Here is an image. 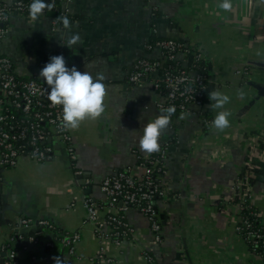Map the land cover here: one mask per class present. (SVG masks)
I'll return each instance as SVG.
<instances>
[{
    "label": "crops",
    "instance_id": "crops-1",
    "mask_svg": "<svg viewBox=\"0 0 264 264\" xmlns=\"http://www.w3.org/2000/svg\"><path fill=\"white\" fill-rule=\"evenodd\" d=\"M221 2L72 0V31L79 32L81 41L71 49L65 45L71 33L62 36L66 30L54 28L51 15L36 21L20 13L10 16L0 53L14 61L19 75L41 78L40 71L59 54L67 65L94 78L102 73L108 95L101 117L70 129L78 154L75 165L56 139L50 141L51 157L43 162L21 157L16 166L6 167L0 157V258L11 237L22 261L28 258L30 248L21 245L27 237L14 232L15 224L32 228L46 220L65 233H79L80 239L70 253L68 246L52 241L53 230L39 223L36 234L41 231L42 240L53 245L47 255L51 260L36 246L32 262L37 264H55L57 256L64 264H150L145 252L158 264H264L237 231L232 191L247 166L264 169V0H231V11L219 8ZM155 36L184 42L203 54L209 82L203 112L213 121L219 110L211 108L209 93L218 89L228 94L230 127L218 132L204 125L200 111L171 117L159 141L171 142L164 180L169 194L158 202L162 241L154 239L149 218L130 208L133 234L117 245L88 220L86 199L96 200L103 220L114 211L101 207L107 201L103 179L126 167L140 172L137 155L145 152L139 139L161 112L160 95L148 82L130 84L128 76L138 58L160 56L145 48ZM237 90L244 91L243 98ZM252 175L251 200L264 226V174ZM24 219L32 223L25 225Z\"/></svg>",
    "mask_w": 264,
    "mask_h": 264
},
{
    "label": "built area",
    "instance_id": "built-area-1",
    "mask_svg": "<svg viewBox=\"0 0 264 264\" xmlns=\"http://www.w3.org/2000/svg\"><path fill=\"white\" fill-rule=\"evenodd\" d=\"M31 2L32 0H14L7 3L0 0V38L7 34L6 22L13 13L29 15L28 7ZM46 2L50 3L52 0ZM54 2L56 12L68 15L71 22L69 6L68 9L65 8L67 0ZM52 24L54 28L62 27V24L56 23L54 17ZM145 48L149 52L159 51L160 56L138 58L128 76L130 84L148 82L160 95L157 101L160 109L174 105L177 113L203 112L209 87L207 74L202 71L205 62L203 54L184 42L157 36L148 41ZM66 66L72 67L67 64ZM77 70L81 71L80 68ZM47 97L48 86L42 78L19 75L14 61L0 53V157L3 166H16L21 157L40 162L48 160L53 153L50 139H56L63 145L72 165H75L78 159L77 148L70 129L61 127L62 106H53ZM211 122L209 117L203 116L204 125L211 126ZM170 145L171 142L167 141L158 152L138 154L140 172L137 174L133 167H126L103 179L101 189L107 196V201L101 207L114 210L105 219L98 218L99 206L96 200L91 197L86 199L88 220L97 223L100 236L110 238L117 245L123 244L133 234L127 212L130 208H136L149 218L154 239L162 241L161 219L156 200L169 194L164 180ZM74 169L80 173L78 168ZM232 191L233 197L237 195L249 210L254 207L251 200L252 190L243 189L239 180L233 184ZM251 213L257 214L252 209ZM238 216L237 231L246 239L248 245L256 244L260 240L264 242V235L256 230L248 216L243 213ZM23 223L30 225L32 222L24 219ZM39 223L43 226L50 224L46 220ZM13 238L2 247V251L7 254L0 264H22L19 249L12 244ZM79 239V233H70L61 237V242L73 253ZM29 243L34 250L39 243L38 235L31 236ZM52 245V242L48 243V246ZM254 253L264 259L261 253ZM145 255L150 264H158L150 253L145 252Z\"/></svg>",
    "mask_w": 264,
    "mask_h": 264
},
{
    "label": "clouds",
    "instance_id": "clouds-1",
    "mask_svg": "<svg viewBox=\"0 0 264 264\" xmlns=\"http://www.w3.org/2000/svg\"><path fill=\"white\" fill-rule=\"evenodd\" d=\"M72 3L67 0L65 8ZM224 11H231L233 5L231 0H222L218 5ZM55 7V2H46V0H32L28 7L29 17L31 20H38L45 12L51 11ZM56 23L62 24L66 32L61 35H67L68 48L79 45L81 35L79 32H73V24L69 20L68 15H61L56 18ZM59 31V29H58ZM40 77L44 79L48 86V100L53 106H62L63 115L61 127L63 129H77L81 122L85 119H98L105 112V98L108 95L107 87L103 83L105 77L102 73H98L94 78L87 71H78L75 66L69 68L63 55H56L50 58L43 69L40 71ZM237 95L243 98L245 93L243 90H237ZM209 100L212 101L211 108L217 109V114L211 122L212 126L218 131L223 132L230 127L229 117L231 111L225 108V105L231 102V97L214 89L209 93ZM175 106H169L161 109V112L154 119L148 121L143 129V135L140 136L139 146L142 151L147 154L158 152L161 148V134L168 128L171 117L175 114ZM180 119H184L181 114ZM55 264H64L61 257H53Z\"/></svg>",
    "mask_w": 264,
    "mask_h": 264
},
{
    "label": "trees",
    "instance_id": "trees-1",
    "mask_svg": "<svg viewBox=\"0 0 264 264\" xmlns=\"http://www.w3.org/2000/svg\"><path fill=\"white\" fill-rule=\"evenodd\" d=\"M44 15H51V17H54V18H57V17L61 16L59 13L56 12L55 7L51 11H48L47 10ZM72 20H73V17L71 16V21ZM153 39H154V37L152 38V40ZM190 58H192V54H190ZM202 71L204 73H206V71H207V64H206V62H203ZM206 112L207 111H204V112H202V114H204L205 116H207L206 115L207 114ZM176 114H177V112H175L174 115H176ZM255 171L264 174V169L257 168V167L250 169L249 166H247L246 169L243 170V172L240 175L241 178L239 180V182H241V187L243 189L252 190V185H253V183H255V178L252 175V172H255ZM247 176L249 177L248 178V181H246V177ZM160 200L161 199H159V198L156 200V206H157V208H158V202ZM234 201H235L236 205L238 206V213L239 214H242L243 213V214L247 215L248 218L253 222L256 230H258L262 235H264V226H263V224L261 222L259 212L254 207H252L251 209L253 211H256L257 214L254 215L253 213H251V209L249 210V208L245 207L244 203L241 202V200L239 199V197L237 195L234 196ZM45 228H49V229H51V230L54 231L55 237H54V240H52L53 242H57V241L61 242V237H64L66 234H69V233H65L64 231L59 230V227L55 226L54 223H50L49 225H44L42 229H45ZM42 236H43V233L40 231V234L38 235V237H40V241H39L38 244L44 250V254L46 256L45 259L48 258L49 260H51L52 258L47 256V255H49V248L50 247L48 246V242H50V241H47V240L43 241L42 240ZM14 245H19V244L17 242L16 244L14 243L13 246ZM15 247L17 249H20L19 246H15ZM249 247H250V249L252 251L261 253L263 255V258H264V242H263V240H260L256 244H249ZM28 252H29V256H28V258H26V259H24L22 261V264H37V261L36 262H32V257L36 253L35 250L29 249Z\"/></svg>",
    "mask_w": 264,
    "mask_h": 264
},
{
    "label": "water",
    "instance_id": "water-1",
    "mask_svg": "<svg viewBox=\"0 0 264 264\" xmlns=\"http://www.w3.org/2000/svg\"><path fill=\"white\" fill-rule=\"evenodd\" d=\"M49 141H51V139H50ZM80 176L82 177L83 174L80 175ZM35 224H36V225L32 226V228H31V227H23V226L21 227L19 222H17V223L15 224L14 232H15V233H19V234H24V235H26V237H27L26 239H24V240L22 241V243H21L22 246H26V247H29V248L31 249L32 246H31L30 243H29V237H31V236H35V235H36V232L38 231V229H39V227H40L38 221H37ZM28 236H29V237H28ZM6 254H7L6 251H4V252L1 253L0 263L3 262L4 257L6 256Z\"/></svg>",
    "mask_w": 264,
    "mask_h": 264
}]
</instances>
